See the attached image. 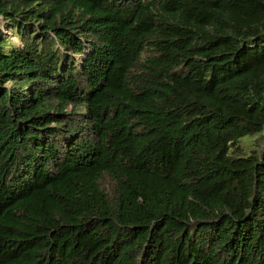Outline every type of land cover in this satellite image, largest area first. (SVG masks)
Instances as JSON below:
<instances>
[{
  "label": "trees",
  "instance_id": "16d2710c",
  "mask_svg": "<svg viewBox=\"0 0 264 264\" xmlns=\"http://www.w3.org/2000/svg\"><path fill=\"white\" fill-rule=\"evenodd\" d=\"M0 264H264V0H0Z\"/></svg>",
  "mask_w": 264,
  "mask_h": 264
},
{
  "label": "rangeland",
  "instance_id": "374dc122",
  "mask_svg": "<svg viewBox=\"0 0 264 264\" xmlns=\"http://www.w3.org/2000/svg\"><path fill=\"white\" fill-rule=\"evenodd\" d=\"M1 26L3 29H5V31L7 32V34L9 35L10 39H12L13 41L16 42L15 38L11 35V31H7L6 29V26H7V23L3 22L1 23ZM255 140L256 138L255 137H251L249 139H245L243 142H242V146L246 149L250 148L254 143H255Z\"/></svg>",
  "mask_w": 264,
  "mask_h": 264
}]
</instances>
